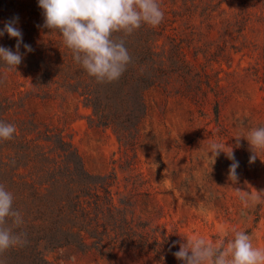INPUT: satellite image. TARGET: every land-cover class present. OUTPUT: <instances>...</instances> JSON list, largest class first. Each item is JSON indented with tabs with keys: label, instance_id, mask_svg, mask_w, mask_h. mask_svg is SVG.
Listing matches in <instances>:
<instances>
[{
	"label": "rangeland",
	"instance_id": "obj_1",
	"mask_svg": "<svg viewBox=\"0 0 264 264\" xmlns=\"http://www.w3.org/2000/svg\"><path fill=\"white\" fill-rule=\"evenodd\" d=\"M157 2L158 26L114 34L138 74L110 90L42 27L38 0H0V30L15 15L23 34L17 69L0 61V121L16 128L0 139V184L23 207L34 202L29 183L45 196L87 184L103 197H83L94 225L69 207L59 216L95 230L88 248L42 241L49 264H183L173 253L186 239L218 247L237 231L264 249V151L250 163L245 139L264 126V0ZM16 44L0 36V46L15 52ZM211 143L233 150L237 181L225 152L208 158ZM21 213L26 230L45 224Z\"/></svg>",
	"mask_w": 264,
	"mask_h": 264
},
{
	"label": "clouds",
	"instance_id": "obj_2",
	"mask_svg": "<svg viewBox=\"0 0 264 264\" xmlns=\"http://www.w3.org/2000/svg\"><path fill=\"white\" fill-rule=\"evenodd\" d=\"M38 5L43 10L42 27L58 32L75 62L98 83L119 80L131 63L124 40L114 38L115 33L130 35L142 25L156 27L164 18L157 0H38ZM18 21V17H13L0 30V36L7 33L17 41L15 52L0 46V61L9 69H17L23 59L19 51L23 34L16 27ZM23 46L27 52L32 51L30 45ZM15 132L14 125L0 121V139L10 140ZM245 139L252 153L249 162L255 163L258 152L264 151V126L252 128ZM225 147L211 143L208 158L215 163L220 153L225 152L233 161L229 179L237 181L239 162L235 160L233 150L226 152ZM242 200L247 203L244 197ZM13 202V193L0 184V254L28 242L26 233L19 231L24 217L14 209ZM173 255L183 264H264V249L254 247L251 235L244 231H237L233 239L218 247L203 238H188ZM0 264L4 262L0 260Z\"/></svg>",
	"mask_w": 264,
	"mask_h": 264
},
{
	"label": "trees",
	"instance_id": "obj_3",
	"mask_svg": "<svg viewBox=\"0 0 264 264\" xmlns=\"http://www.w3.org/2000/svg\"><path fill=\"white\" fill-rule=\"evenodd\" d=\"M13 17H15V15L12 16V18ZM131 69L134 68L127 67L126 71L121 76L124 83L131 77H136L138 74V72L135 73L134 70ZM139 74L140 77H142L141 73ZM142 79H144L145 82L147 81L144 77H142ZM103 83L109 86V89L112 90V84L114 82ZM100 93L101 91L96 92L97 95ZM93 103L96 112L104 114L106 107L101 104L99 96L96 100H93ZM29 184V190H31V196L33 198L31 200H34V202H30L26 205V207H23V205L20 204L14 197L13 207L20 212L23 209L26 210L28 214H36V219L44 220L45 224L38 228L33 226L28 230L23 227L19 229V231L26 233L28 241L27 244L23 247L9 249L3 254H0V260L5 262L4 264H25L24 261L26 260H32L31 264H49L43 255V250L41 249V243L44 240L50 242L52 245H57V247L72 243L76 246L88 248L89 245L87 240L90 236H92V231L95 230L94 226H90L89 223H84L85 225H77V223H74L73 225H65L63 224V221L59 220V216L64 215L67 207H69L74 215L77 213L83 217H88L90 220L92 219L94 225L95 220L93 219V215L90 214L88 206L84 204L85 199L83 197L90 196L89 198L92 197L98 201H100L103 197L97 193L94 195L95 192H93L92 188L87 184H84L77 193H73V190L70 189V194L67 196L58 195L55 191L58 190L56 188L49 195L45 196L42 194L41 189L35 184ZM110 187L111 185L109 183H105L101 185L100 188L104 193L108 194L106 200L110 199L111 201L112 193L110 192Z\"/></svg>",
	"mask_w": 264,
	"mask_h": 264
}]
</instances>
